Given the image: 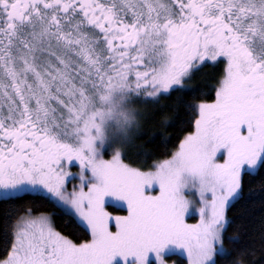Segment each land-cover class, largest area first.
<instances>
[{
    "label": "snow or ice",
    "instance_id": "obj_1",
    "mask_svg": "<svg viewBox=\"0 0 264 264\" xmlns=\"http://www.w3.org/2000/svg\"><path fill=\"white\" fill-rule=\"evenodd\" d=\"M205 64L223 66L215 98L191 105L194 131L169 158L145 170L121 151L101 157L86 119L92 88L157 98ZM258 172L264 0H0V197L47 193L90 236L76 242L28 209L0 264H168L177 253L219 264L226 211Z\"/></svg>",
    "mask_w": 264,
    "mask_h": 264
},
{
    "label": "trees",
    "instance_id": "obj_2",
    "mask_svg": "<svg viewBox=\"0 0 264 264\" xmlns=\"http://www.w3.org/2000/svg\"><path fill=\"white\" fill-rule=\"evenodd\" d=\"M222 66L201 71L191 87H185L163 95L145 126L137 133L124 160L133 166L147 170L156 162L169 158L178 148L184 135L194 130V112L191 105L199 100L210 102L215 98ZM243 197L233 202L226 215L230 224L226 232L225 246L229 255L221 257L219 264H232L242 258L244 264H264V172L246 174L242 178ZM51 215L53 226L63 235L81 242L90 238L72 217L65 215L50 198L39 193H23L14 198L0 199V259L10 248L11 226L26 210ZM191 221H195L192 218ZM170 261L187 264L180 256Z\"/></svg>",
    "mask_w": 264,
    "mask_h": 264
},
{
    "label": "rangeland",
    "instance_id": "obj_3",
    "mask_svg": "<svg viewBox=\"0 0 264 264\" xmlns=\"http://www.w3.org/2000/svg\"><path fill=\"white\" fill-rule=\"evenodd\" d=\"M193 81L192 76L187 79L185 85L191 87ZM100 87L101 89H99ZM97 88L96 90L91 89L92 95L88 94L87 98L86 119L89 125V134L102 158L110 159L113 152L121 151L122 159H124L129 146L134 142L137 133L145 126L160 98L145 99L141 95L131 93L115 82L110 85H99ZM78 170V168L72 169L73 172ZM39 194L48 197L47 193L41 192ZM187 195L193 200L197 199L191 194ZM107 206L126 210L122 203L114 202L111 198L108 199ZM192 218H195V221H191ZM198 218L193 211L190 213L187 222L196 223ZM171 256L182 257L179 253ZM178 262L168 259V264H178Z\"/></svg>",
    "mask_w": 264,
    "mask_h": 264
},
{
    "label": "flooded vegetation",
    "instance_id": "obj_4",
    "mask_svg": "<svg viewBox=\"0 0 264 264\" xmlns=\"http://www.w3.org/2000/svg\"><path fill=\"white\" fill-rule=\"evenodd\" d=\"M216 66H219V64H205V65L201 66L197 71L192 72L187 78H185L184 84L186 83L187 79H190V77L193 76V79H194L195 76H196L197 74H199L201 71H203V70H205V69H208V68H215ZM220 66H222V65H220ZM222 67H223V66H222ZM92 89H93V90H96V89H98V88L96 87V88H92ZM99 89H101V87H100ZM89 94L92 95V92H91V93L89 92ZM128 94H130L131 96H134V95L131 94V93H128ZM160 97H161V96H159L158 98H160Z\"/></svg>",
    "mask_w": 264,
    "mask_h": 264
}]
</instances>
